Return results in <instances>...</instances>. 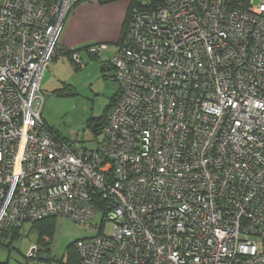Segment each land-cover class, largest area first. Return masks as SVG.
<instances>
[{
    "label": "built area",
    "instance_id": "obj_1",
    "mask_svg": "<svg viewBox=\"0 0 264 264\" xmlns=\"http://www.w3.org/2000/svg\"><path fill=\"white\" fill-rule=\"evenodd\" d=\"M78 1L0 0V240L100 213L97 235L75 242L81 264H264V0L134 9L93 150L42 116V77L67 53Z\"/></svg>",
    "mask_w": 264,
    "mask_h": 264
},
{
    "label": "rangeland",
    "instance_id": "obj_2",
    "mask_svg": "<svg viewBox=\"0 0 264 264\" xmlns=\"http://www.w3.org/2000/svg\"><path fill=\"white\" fill-rule=\"evenodd\" d=\"M253 2L258 4L260 0ZM149 3L150 0H142L141 6ZM114 48V46L105 48L100 57L92 56L87 50H81L78 52L81 57L80 66H76L66 56L56 57V61L53 62V59L43 74L42 116L69 145L79 143L83 149L93 150L101 140V135H95L93 128L106 117L119 91L118 83L111 79L114 71L109 63ZM45 77L48 81L42 86ZM100 218L99 213L91 222L78 224L70 219L57 217L50 246V256L55 261L51 263L28 260V251L30 246L35 244L36 232L31 229L30 223H25L20 231V237L10 248L0 245V262L59 264L56 260L63 257L71 243L97 235L98 229L95 225L99 224Z\"/></svg>",
    "mask_w": 264,
    "mask_h": 264
},
{
    "label": "crops",
    "instance_id": "obj_3",
    "mask_svg": "<svg viewBox=\"0 0 264 264\" xmlns=\"http://www.w3.org/2000/svg\"><path fill=\"white\" fill-rule=\"evenodd\" d=\"M129 6L130 0H115L104 4H99L97 0H79L71 7L65 18L59 39L61 47L80 52L81 50L86 51L91 45H103L106 49L109 46H114L113 55L122 42L123 25ZM47 81L45 77L42 86H45ZM31 229L36 232L32 226ZM33 245H35V250L32 252L33 257L28 258V260L34 259L41 263L55 261L50 256V247L49 251H45L42 247L37 246L36 240ZM61 259H65V253ZM59 260L56 261L59 263ZM0 264L9 263L5 261L0 262Z\"/></svg>",
    "mask_w": 264,
    "mask_h": 264
},
{
    "label": "trees",
    "instance_id": "obj_4",
    "mask_svg": "<svg viewBox=\"0 0 264 264\" xmlns=\"http://www.w3.org/2000/svg\"><path fill=\"white\" fill-rule=\"evenodd\" d=\"M99 4H104L107 2L115 1V0H97ZM141 1L142 0H130V6L127 11L126 17H125V22H124V27H123V32L125 29V24L127 21V18L131 14V12L136 8V9H147V8H154L155 6L159 5L162 3L163 0H150V3L145 6H141ZM75 5V4H74ZM67 53L63 54L64 56L69 58V52L70 49H65ZM77 51V50H76ZM55 59V58H54ZM112 68V67H111ZM113 69V68H112ZM115 100L113 101V103ZM111 104V106L113 105ZM110 106V107H111ZM109 107V110H110ZM107 116V115H106ZM106 117L103 118L98 125H96L95 128H93V133L95 135H99L100 130L105 123ZM53 131H55L52 127H50ZM55 133L61 137L56 131ZM62 138V137H61ZM63 139V138H62ZM64 140V139H63ZM65 141V140H64ZM56 218L51 217V218H46L44 220L30 223L32 228H34L37 232V239H36V244L38 247H42L45 251H49V247L52 244V238L54 234V221ZM8 231L6 233L2 234V239L0 240V245L5 248H10V246L15 242L19 237H20V229H14ZM75 242L71 243L68 247L67 250L65 251V259H60L59 263L60 264H81L79 257L75 251Z\"/></svg>",
    "mask_w": 264,
    "mask_h": 264
}]
</instances>
